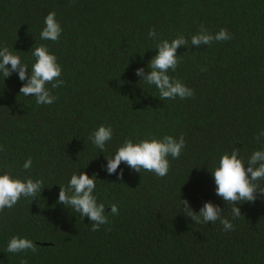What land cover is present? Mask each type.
I'll use <instances>...</instances> for the list:
<instances>
[{
    "label": "trees",
    "instance_id": "1",
    "mask_svg": "<svg viewBox=\"0 0 264 264\" xmlns=\"http://www.w3.org/2000/svg\"><path fill=\"white\" fill-rule=\"evenodd\" d=\"M53 11L64 28L59 43L40 40ZM202 24L212 33L226 28L232 39L192 46ZM152 29L160 39H189L170 74L194 89L192 98L161 101L139 83L136 69L147 70L156 55ZM36 42L56 54L65 84L42 106L20 96L17 74L0 76V172L41 178L46 187L0 214V264H264V198L237 205L242 215L230 232L194 224L181 208V199L196 212L212 201L231 219L209 170L225 151L247 156L264 146L256 141L264 130V0H0V46L31 63ZM101 124L114 129L104 154L88 140ZM149 135L185 138L167 176L124 163L122 179L104 170V155ZM80 170L97 174L99 200L120 210L99 231L58 203L60 187ZM13 235L32 239L37 251L7 253Z\"/></svg>",
    "mask_w": 264,
    "mask_h": 264
},
{
    "label": "clouds",
    "instance_id": "2",
    "mask_svg": "<svg viewBox=\"0 0 264 264\" xmlns=\"http://www.w3.org/2000/svg\"><path fill=\"white\" fill-rule=\"evenodd\" d=\"M64 28L57 18L55 11L50 12L44 19V27L40 32L41 41L59 43ZM148 39L156 40V55L144 67L136 69L139 83L150 89H155L161 101L185 100L194 96V89L183 81L172 76L180 64L178 49L189 45V39L179 34L174 39H160L155 29L148 32ZM232 35L228 29L222 28L217 33L210 32L203 24L197 34L192 35V46H211L213 42L229 41ZM18 51L6 46H0V76L5 80L14 73L22 82L20 96L34 98L37 105H52L58 97L53 89L63 87V65L47 44H38L30 49L31 63L25 62ZM95 149L100 154L105 153L114 140V129L111 125L101 124L92 129L88 136ZM259 144L264 145V130L256 137ZM186 148L183 135L178 139L172 135L156 137L149 135L143 139H125L111 155H104L106 164L104 170L109 174H117L121 179L124 172L121 164L136 173L151 172L157 177H165L170 172V159H179ZM33 167V159L27 158L22 168L25 172ZM118 169H121L119 172ZM209 170V169H208ZM215 185V195L221 198L226 208L230 205V216L225 215V208L213 203L205 202L199 212L193 210L189 201L181 199L182 213L190 218L194 224L207 225L219 223L225 232L235 230L234 221L242 215L237 205L255 203L264 198V146L252 151L250 155H241L238 148L220 154L212 170ZM97 174L91 177L87 171L73 173L67 187H60L58 203L62 204L71 213L91 222V231H99L102 225H108L110 217L120 214L117 204L113 203L106 208L105 203L98 197ZM41 178L31 175L21 178L10 170L0 172V214L5 209H13L22 200H36L45 190ZM111 209L110 213L107 209ZM37 244L27 236L13 235L5 245V251L14 255L35 253ZM27 264V261L24 262Z\"/></svg>",
    "mask_w": 264,
    "mask_h": 264
}]
</instances>
